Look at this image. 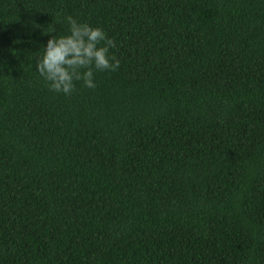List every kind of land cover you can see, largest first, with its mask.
I'll use <instances>...</instances> for the list:
<instances>
[{
  "label": "trees",
  "instance_id": "trees-1",
  "mask_svg": "<svg viewBox=\"0 0 264 264\" xmlns=\"http://www.w3.org/2000/svg\"><path fill=\"white\" fill-rule=\"evenodd\" d=\"M68 16L120 67L64 95ZM0 264H264V0H0Z\"/></svg>",
  "mask_w": 264,
  "mask_h": 264
},
{
  "label": "clouds",
  "instance_id": "clouds-1",
  "mask_svg": "<svg viewBox=\"0 0 264 264\" xmlns=\"http://www.w3.org/2000/svg\"><path fill=\"white\" fill-rule=\"evenodd\" d=\"M67 34L53 35L36 58L35 69L50 90L71 95L76 83L95 89L96 73L116 71L120 61L112 53L116 42L103 28L66 17ZM51 31L49 33H54Z\"/></svg>",
  "mask_w": 264,
  "mask_h": 264
}]
</instances>
